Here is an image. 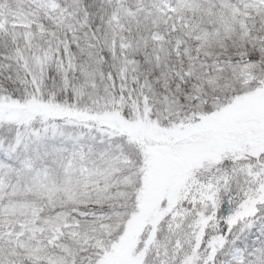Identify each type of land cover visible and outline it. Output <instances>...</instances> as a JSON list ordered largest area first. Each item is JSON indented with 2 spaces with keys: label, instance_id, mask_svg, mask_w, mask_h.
<instances>
[{
  "label": "snow or ice",
  "instance_id": "snow-or-ice-1",
  "mask_svg": "<svg viewBox=\"0 0 264 264\" xmlns=\"http://www.w3.org/2000/svg\"><path fill=\"white\" fill-rule=\"evenodd\" d=\"M0 264H264V0H0Z\"/></svg>",
  "mask_w": 264,
  "mask_h": 264
}]
</instances>
